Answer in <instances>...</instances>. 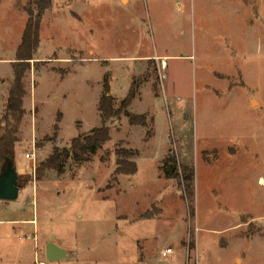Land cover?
<instances>
[{"label": "rangeland", "instance_id": "1", "mask_svg": "<svg viewBox=\"0 0 264 264\" xmlns=\"http://www.w3.org/2000/svg\"><path fill=\"white\" fill-rule=\"evenodd\" d=\"M29 8L0 0V118ZM105 75L115 106L139 82L127 111L153 125L121 115L90 162L43 168L102 124ZM23 83L10 212L35 225H0V264H33L34 228L75 254L48 264H264V0H52ZM118 148L137 171L113 181ZM168 154L193 168L190 197L164 176Z\"/></svg>", "mask_w": 264, "mask_h": 264}, {"label": "trees", "instance_id": "2", "mask_svg": "<svg viewBox=\"0 0 264 264\" xmlns=\"http://www.w3.org/2000/svg\"><path fill=\"white\" fill-rule=\"evenodd\" d=\"M36 9L29 8L27 20L21 35V40L15 51L14 61L11 63L12 82L9 86L7 97L5 99L4 110L0 118V170L7 162L14 165V146L18 142L17 134L19 125L25 114L23 109V98L26 95L23 78L30 69V62L34 60V55L39 46V30L44 12L51 7L52 0H29ZM139 82L133 78L128 92L123 97L118 106H115V99L109 93L108 75L103 78L102 95L96 104V110L99 113L102 124L99 127L92 128L88 133H79L74 137L69 147H53L50 155L41 163L45 169H52L58 174L63 172V165L67 159H72L76 163L90 162L96 151L110 140V129L106 125L108 121L119 118L124 115L127 122L132 126L146 127L148 121L153 125V118L148 120L144 114L132 115L127 111L138 92ZM61 114L56 117L53 126L54 136L58 131V122ZM153 129L150 127L145 133V139L152 136ZM132 151L129 149L118 148L114 151L116 155L115 169L111 174V180L117 181L118 176H133L136 171V163L130 158ZM164 176L168 179H174L178 187L183 189L184 196L192 195V186L194 179V170L188 165H181L177 162L176 156L168 154L162 162ZM25 185H21V188ZM250 234H244L248 237Z\"/></svg>", "mask_w": 264, "mask_h": 264}, {"label": "crops", "instance_id": "3", "mask_svg": "<svg viewBox=\"0 0 264 264\" xmlns=\"http://www.w3.org/2000/svg\"><path fill=\"white\" fill-rule=\"evenodd\" d=\"M110 93V92H109ZM111 95V94H110ZM112 96V95H111ZM113 97V96H112ZM100 98V97H99ZM98 102V101H97ZM25 191V189H24ZM19 194V192H18ZM16 200V199H15ZM14 201V200H13ZM12 203V201H5V202H0V206H4L5 210H7V212L9 211L8 214L12 215V218H0V225H5L7 226V229L5 232L7 233H17V231H19L21 229V227H23L25 224L23 223L24 221H29L32 222V225H35V219H30V220H24V218L18 217V218H14V214H12L10 212L11 208H13V205H10ZM16 203V202H15ZM3 211V210H2ZM37 215V212H36ZM35 217V212L34 215ZM17 226V227H16ZM21 226V227H20ZM37 230V229H36ZM25 234H29L28 232H26ZM30 236V235H29ZM51 239V240H50ZM53 236H51L49 238V240L47 239V237H43L42 239L40 237H36L35 236V228L33 229V232L31 234V248H32V253L34 255L33 258V264H48V263H58L59 261L63 260V259H69L71 257H73L75 254L71 253L63 244H60L59 242H56L55 240H52ZM53 244L56 247H58L59 249H61L64 252L65 257H63L62 259H60L59 261H47L46 260V247L48 244ZM43 245V250L39 251V246ZM166 249V248H165ZM71 253V254H70ZM172 253V252H171ZM137 262H142L141 260H139L138 258L136 259ZM47 262V263H45ZM143 264V263H142Z\"/></svg>", "mask_w": 264, "mask_h": 264}, {"label": "water", "instance_id": "4", "mask_svg": "<svg viewBox=\"0 0 264 264\" xmlns=\"http://www.w3.org/2000/svg\"><path fill=\"white\" fill-rule=\"evenodd\" d=\"M18 195L17 175L10 162L0 170V200L13 201ZM65 257L64 252L53 244L46 247V260L59 261Z\"/></svg>", "mask_w": 264, "mask_h": 264}, {"label": "built area", "instance_id": "5", "mask_svg": "<svg viewBox=\"0 0 264 264\" xmlns=\"http://www.w3.org/2000/svg\"><path fill=\"white\" fill-rule=\"evenodd\" d=\"M24 159L26 161H33L34 160V154H33V152L25 153L24 154ZM171 252H172L171 248H166L164 251L161 252V256L162 257H166L167 254H169Z\"/></svg>", "mask_w": 264, "mask_h": 264}]
</instances>
